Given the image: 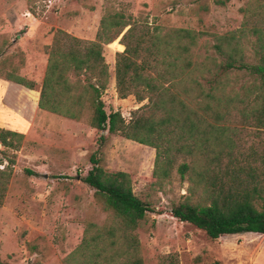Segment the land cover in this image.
Returning <instances> with one entry per match:
<instances>
[{
  "label": "trees",
  "instance_id": "obj_1",
  "mask_svg": "<svg viewBox=\"0 0 264 264\" xmlns=\"http://www.w3.org/2000/svg\"><path fill=\"white\" fill-rule=\"evenodd\" d=\"M47 0H27L29 11ZM241 29L211 34L133 20L122 10L101 18L95 40L58 29L40 88L39 107L80 121L89 111L92 127L156 150L150 178L162 191L179 175L187 195L169 213L192 223L212 239L252 232L264 239V0H251ZM212 35L213 41L203 39ZM120 36L116 53V91L149 100L127 120L121 110H106L103 93L109 83L105 44ZM0 76L35 90L20 75L21 61ZM23 134L0 129V142L18 148ZM107 141L101 133L100 150ZM81 180L95 189L106 213L104 223H87L81 242L63 264H144L138 230L149 222L154 206L137 196L132 177L109 171L99 151ZM9 159L0 168V206L12 177ZM162 212V211H160ZM179 264V263H176Z\"/></svg>",
  "mask_w": 264,
  "mask_h": 264
},
{
  "label": "rangeland",
  "instance_id": "obj_2",
  "mask_svg": "<svg viewBox=\"0 0 264 264\" xmlns=\"http://www.w3.org/2000/svg\"><path fill=\"white\" fill-rule=\"evenodd\" d=\"M250 3L251 0H47L32 13L27 0H0V57L10 58L6 69L23 61L18 73L37 84L33 91L0 76V129L23 134L21 141L15 140L18 148L0 142V168H6L10 158L15 159L0 206V264H63L81 242L87 223H104L106 213L96 200L95 189L81 180L92 166L90 157L94 151H99L105 169L129 172L135 194L155 208L149 213L148 224L138 230L144 264H181V260L183 264L199 260L200 264H220L218 255L213 254L217 239L169 213L172 204L187 195L188 182L176 174L162 191L151 189L154 148L92 127L89 111L77 121L43 110L37 92L46 71V49L58 29L95 40L104 14L122 10L152 28L160 25L223 34L243 27ZM121 37L104 46L110 77L103 100L108 112L119 109L129 120L133 111L149 100L139 102L134 95L118 97L115 63L116 53L125 48L119 42ZM203 39L212 42L213 36L208 34ZM101 133L107 136L102 150ZM239 235L250 240L243 246L247 253L243 252V257L264 248V239L256 234ZM152 236L158 237L155 245ZM186 237L193 239L192 247L200 248V253L196 257L183 253L181 259L173 242ZM168 246L172 250L166 253Z\"/></svg>",
  "mask_w": 264,
  "mask_h": 264
},
{
  "label": "crops",
  "instance_id": "obj_3",
  "mask_svg": "<svg viewBox=\"0 0 264 264\" xmlns=\"http://www.w3.org/2000/svg\"><path fill=\"white\" fill-rule=\"evenodd\" d=\"M28 89V88H27ZM34 91V90H33ZM38 93V98L40 95V91ZM160 223L157 222L156 224V231L158 232V229ZM239 235V234H238ZM153 243L154 245L158 243V237L157 236H152ZM192 241L193 239L190 237H186L184 239H181V242H173L175 249H177L180 253V257L182 259L183 253L184 254H189L190 256L195 255L198 256L200 253V248L193 249L192 247ZM248 240L247 237H244V235H239L234 238H228L227 236L220 237L217 239V245L215 248H213V254L218 255L220 264H264V248L258 250L257 253L254 255V250L249 251L248 253V258L243 257V252L246 253V248H243L247 244ZM180 243H182L184 246L183 248L180 247ZM156 250V248L154 247ZM258 249V248H256ZM255 249V250H256ZM171 247L168 246L167 250L165 251L166 253L171 252ZM247 258V259H246ZM181 264H183V261L181 260ZM193 264H200L199 262H193Z\"/></svg>",
  "mask_w": 264,
  "mask_h": 264
},
{
  "label": "water",
  "instance_id": "obj_4",
  "mask_svg": "<svg viewBox=\"0 0 264 264\" xmlns=\"http://www.w3.org/2000/svg\"><path fill=\"white\" fill-rule=\"evenodd\" d=\"M45 176H47V175H45Z\"/></svg>",
  "mask_w": 264,
  "mask_h": 264
}]
</instances>
